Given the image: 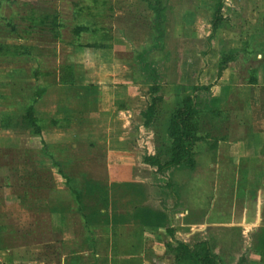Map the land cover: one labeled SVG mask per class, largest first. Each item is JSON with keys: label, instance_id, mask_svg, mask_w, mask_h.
Listing matches in <instances>:
<instances>
[{"label": "crops", "instance_id": "0c3cea01", "mask_svg": "<svg viewBox=\"0 0 264 264\" xmlns=\"http://www.w3.org/2000/svg\"><path fill=\"white\" fill-rule=\"evenodd\" d=\"M75 1L0 0V44L8 48L0 53V116L19 113L35 99L33 109L43 123L39 135L31 134L26 127L0 126V264H114L108 247L112 240L111 215L123 216L115 239L120 247L129 248L137 239L131 233L139 225L133 217L137 209L156 210L174 204L169 191L156 185L150 168L146 175L139 173L140 165H147L140 162L142 154L145 150L152 152L150 149L157 146L152 134L159 112L151 126L142 124V112L150 101V93L141 92L135 70L138 50L153 45L151 29L143 22L141 28L136 20L130 24L118 17L121 12L115 6L119 5L118 1H124L134 13L135 0H101L105 10L100 18L105 17L106 9L110 13L116 9L111 27L102 25L100 19L95 23L97 40L85 39L87 32L72 36L76 23L94 24L83 15L74 18L72 11L63 9L62 5L73 7ZM204 1L206 6L200 7L199 3L205 4ZM204 1H167L164 24L173 15L171 21L175 22L177 41L176 47L170 49L166 26L162 51L164 56L170 51L178 53L177 69L185 43L189 42L187 47H192L194 53L201 55L208 51L204 43L197 46V40L209 28L213 12L211 0ZM16 2L38 6L42 9L39 16L48 14L49 21L58 11L56 21L61 25L35 24L29 30L31 37H19L26 23L12 12ZM144 3L151 12L146 0ZM224 3V19L238 20L244 25L240 28L243 36H248L247 28L253 29L264 21V0H245L235 5L226 0ZM46 4L55 8L50 10ZM4 5L9 12L2 11ZM10 20L20 29L17 33L7 24ZM208 32L207 29L204 35ZM71 37L74 40L70 41ZM75 37L80 38L77 41ZM94 42L98 45H93ZM86 43L92 45L86 46ZM262 46L247 50L241 47L242 56L249 57L248 51H258L257 60L261 62L256 67V83H247L243 71H229L228 83L217 97L220 105L227 106L228 113L224 114L225 110L209 112V126L228 124L222 130L223 135L217 137L216 146L208 148L210 138L196 142L193 146L196 164L191 171L180 166L165 171L174 182L179 204L174 212L175 237L188 243L208 239L222 263L230 260L233 249L228 242L227 252L220 254L212 245L211 236L215 231L227 232L239 226L242 233H247L250 227L260 223L264 228V186L258 188L256 184L250 189L247 172L249 164L264 166V118L260 116L262 113H253L248 108L253 101L257 109L261 100ZM14 47L28 49H16L21 54H12ZM210 50L214 52L215 46L210 44ZM236 62L239 68L246 64L242 60ZM200 64L202 68L207 66L205 74L209 82L201 79L199 83L211 85L222 70H218L215 58L209 55L201 57ZM64 66L73 69L71 83L64 76ZM178 73L179 70L168 83L183 89L187 84L178 81ZM60 77L64 78L63 82ZM237 82L244 89L240 91L239 107L235 106ZM187 94H191V87ZM260 122L261 127L253 128L252 124ZM21 136H26V141H21ZM32 139L37 143L28 145ZM221 158L224 168L228 169L223 174L227 185L217 190L219 197L216 198L210 192L213 190L210 182ZM32 162L31 171L24 173L21 165ZM140 236L143 243L138 257H142V264H180L174 263L172 254H167L165 244L174 242L164 227L144 226ZM245 256L247 264H260V258H264L258 251L254 253V249H249ZM251 256L256 259L253 261ZM135 257L123 254L115 259L125 264Z\"/></svg>", "mask_w": 264, "mask_h": 264}, {"label": "trees", "instance_id": "16d2710c", "mask_svg": "<svg viewBox=\"0 0 264 264\" xmlns=\"http://www.w3.org/2000/svg\"><path fill=\"white\" fill-rule=\"evenodd\" d=\"M148 3V7L154 13V28L157 31V36L155 39L159 42L161 41L164 35L163 22L165 20L164 11L165 6L162 0H146ZM213 13L210 19L209 32L206 34V39L204 44L208 47V51L213 53L210 50V39L216 33L218 27L224 20L223 16V8L224 3L223 0H213ZM80 9V8H79ZM16 18H20L22 22H25L26 25L23 26L22 30L17 28V24L14 23L13 20L7 21V24L11 26L14 32H18L20 30L19 37L28 38L30 36L29 30L34 27V25L45 26L48 23L55 24L56 27L61 24L56 21L58 11H55V16H52L53 19L49 21L48 14L39 16L42 12V9L38 6H34L31 3H17L15 8L12 9ZM1 16V15H0ZM79 15H75L78 17ZM79 18V17H78ZM94 22V24L84 25L82 23H76L71 33L72 36H79L81 33L92 31L93 29L97 30V20H90ZM57 34V32H56ZM31 37V36H30ZM80 37H75L78 41ZM74 40L71 37L72 41ZM161 43V42H160ZM185 51L182 53V61L179 65V73H178V81L183 84H188L191 87V94H187L181 98L178 104L169 112L168 120L165 127V133L167 137V149L163 154V157L160 153V149L154 153L144 152L141 156V161L151 168L152 178L157 186L166 188L171 196L174 198V204L168 208L161 209H148V208H139L133 213L134 219L139 221V225L134 227L131 233H134L136 236V242L130 243L129 248H123L119 246V241L115 239V235L118 232L117 230L120 228L118 226L119 223L122 222L123 216L119 214L111 215V220L109 223L112 225V240L109 243V248L112 252L114 259L112 263L114 264H122V262H116L118 255L130 254L132 256H136L135 259H128L125 261V264H142V257H138L142 252V238L138 235L142 234V230L144 226H153V227H164L167 234L171 238L174 243H166V249L171 252L173 255L174 263L180 264H223L220 256L215 253L208 239H200L192 243L185 242L183 240H179L175 237V227L173 226L174 221V212L175 208L179 206L177 201V193L174 189V182L172 179L165 173V171L169 168L180 166L184 167L188 170H192L195 167V152L193 150V146L196 142L199 141H207L205 135L200 134V106L204 102L203 93L210 89V84H200L198 82V74L201 72V57H205L208 55V51H204L197 54L192 52V47H187L189 42L185 43ZM184 44V45H185ZM84 45H92V44H84ZM93 45H98L96 42ZM190 45V44H189ZM24 49L27 50L26 47H14V52L12 54L19 53L20 50L16 49ZM188 48V50H187ZM8 49L6 46L0 44V53L5 52ZM189 51V52H188ZM236 51H231V54L235 57ZM23 53H26L24 51ZM233 57V58H234ZM229 57L223 56L220 63L217 64L218 70L221 71L226 63L228 62ZM64 71V76L67 79V82L71 83L73 81V69L72 67L64 66L62 67ZM251 75L249 76L247 83L253 85L257 81V68L252 67ZM157 77V76H156ZM64 78L61 79L60 82H63ZM159 91V84L153 83L149 87L150 93V101L147 107L142 112L143 116V125L145 127L151 126L153 123L155 114L157 110H159V102L161 101L160 95L157 94ZM260 95L261 100L259 103V107L252 112L262 113L260 114L261 118H264V86L260 87ZM40 92L36 93V96H39ZM263 96V97H262ZM35 99L30 101L19 113L2 115L0 116V126L1 127H26L30 128V133L34 135H39L42 128V120L35 114L33 109V103ZM216 146V141L208 144L209 149H213ZM159 148V147H158ZM76 196V195H75ZM259 243L256 246L258 250H264V229H262L261 234L258 236ZM262 256H264V251L260 252ZM248 259L245 254L241 255L234 264H247Z\"/></svg>", "mask_w": 264, "mask_h": 264}, {"label": "rangeland", "instance_id": "374dc122", "mask_svg": "<svg viewBox=\"0 0 264 264\" xmlns=\"http://www.w3.org/2000/svg\"><path fill=\"white\" fill-rule=\"evenodd\" d=\"M81 1H82L81 5H79L80 0H77L74 2L73 7H68L67 5H62V7H63V9H65L66 12L72 11L74 16L76 14L79 16L83 15V18H87V19L94 20V21L101 19L102 25H104L107 28L111 27V20L113 18L112 14L115 12L116 9H114L111 13L108 9H106L105 17L100 18L99 16L102 14V12L104 13V10H105L101 5V0H81ZM167 1L168 0H163V4L165 6V9L168 6ZM196 1L202 2L204 0H196ZM244 1L243 0H230V3L232 5L233 4L235 5V4H240L241 2H244ZM136 2H137V4L134 7V10H135L134 13L131 12L130 6H128V5L126 6V3H124V1H121V2L118 1L119 5H115V6L116 7L118 6L120 8L121 12H119L120 15L118 17L122 18L124 20V22H128L130 24H133L136 20L137 24L139 23L140 26L143 25L142 24V22H143L145 24V26L148 25L147 29H151L150 32H152V37H154L152 46H150V47L145 46V47H142V49L140 48L138 50V53H137L138 59H137V65H136L135 70H136V75L138 77V81H139V83L141 82L140 83V86L142 87L140 89L141 92H146V91L149 92V87L153 83L159 84V91L157 92V94L160 95V97H161V101L158 104L159 105V110H158L159 119H157L158 123L156 124V127L154 128V132L152 134V136L154 138V142L157 143L156 144L157 146L154 147V144L151 145V147H154V148L150 149L152 152H149V153H154V152L158 151L157 149H160V153L163 156V154L165 153V151L167 149V147H166L167 146V144H166L167 140H166V136H164V133H165L164 129H165V126L167 124V119L165 120V115L166 114L168 115L170 110H172L178 104V102L180 101V98H182L188 92H190V85H188V84L184 85L185 88L183 87V89H182V88H179L178 86H176L174 84L168 83L171 79L173 80L175 78V76L177 75V72H178V69H177L178 53L170 51L167 53V55L164 56V51H162L164 46H163V43L161 44L160 42H163L164 37H165V32H164V35H163L161 41L158 42L155 39V37L157 36V31L154 28V22H153L154 13H153V11L150 12L147 9V6H145L146 4L144 3V0H135V3ZM210 2H211V4H214L213 0H211ZM224 2H226V0H223V3ZM204 3L205 4L199 3V6L200 7L206 6V1H204ZM44 6L47 8H50V10H53L52 8H55L53 6L50 7L48 4H46ZM131 6H134V5H131ZM224 7H225V3H224ZM2 11L7 13V11L9 12V9L7 8V6L4 5L2 7ZM223 11H224L223 13H226V9L223 8ZM171 17H169L170 20L166 24H164V22H165V20H164L163 29L165 31L166 26H167V31H168L167 43H168V46L170 47V49H173L174 47H176L177 36L175 34L176 31L174 30V23L175 22L171 21ZM261 23L262 24L259 23L257 26L255 25V27L253 29L247 28L246 31H247L248 36H243L240 32V28L244 27V25H241V23H238V20L232 21L230 18H225L223 20V22L220 24V26L218 27L216 34H214V36L210 39V43L215 46V50L213 52L214 54H210V53L208 54L210 56V58H212V57L215 58V61L217 64L220 63L223 56H228L229 60L226 63L225 67L222 69L221 74H218L219 77H217V79L215 81H213V83L210 85V89L203 93L204 102L200 106L201 107L200 108L201 109L200 110V134L205 135L207 139L210 138V141H207V144H210V143H213L214 141H216V139L219 135H223L222 130H223L224 126H226V125L228 126V124H226V123H222V124L216 123V125L212 124L211 126L208 125V123H209V121H208L209 112L214 113L215 111H221V110L226 111L225 108H227V106L226 105H220L219 104V98H217V97H219L220 92L222 91L224 84L228 83V79H229L227 76L228 72L231 70H237L239 73H240V71H243V74L245 75V78L247 80L249 78V76L251 75L250 69L252 67H257L258 63L261 62L260 59H259L260 61L257 60L258 59V55H257L258 51H256V50L248 51L249 57L246 54L243 56L241 55V52H244L241 50L242 46H244L245 50L249 49V47H250V49L256 48V47L258 48L261 45H263L262 48L264 47V21H261ZM151 24H152V26H151ZM209 24H210V22H209ZM143 27L144 26H141V28H143ZM202 29H203V27H202ZM207 29L209 30V28L206 27V31L202 34V38H199L197 40V43H198L197 46L199 45L198 47H201L200 45L205 42L206 36L204 34L207 32ZM87 34H88L87 37H84V38L85 39L87 38L88 40H90V39H94V40L96 39L97 40V38L99 37L97 35L98 32L95 29L87 32ZM232 48L234 49L232 51H236L235 57L233 54H231ZM253 59L255 60V62H253L254 61ZM241 60L246 64H243V66L241 68H239L240 64H239V62H236V61H241ZM202 66H203V64H202ZM206 67L207 66H203V68L201 70L202 72L200 73V76H199L200 79L198 82H200L201 79H202V82H204V83L208 81L209 78L205 74V70H206L205 68ZM244 75H243V77H244ZM240 80L241 79H239V81ZM237 84H238V82H237ZM235 90L237 92V94H235V97L237 99L235 106L239 107L240 106V100H239L240 98L239 97H241L240 91L244 90V89L241 86V84H238V86H236ZM255 94H258L257 90H255ZM259 94H261L260 91H259ZM163 98H165L166 101H164ZM251 102H253V101L249 102L250 104H249L248 108L253 111L256 109V107H254V103L252 104ZM225 113L226 114L228 113V109L226 112H224V114ZM224 114L221 117V118H223V120L225 119ZM252 126H253V128L256 129V128L261 127L262 123L260 122V123L252 124ZM251 132L252 131H250L249 134H252ZM20 140L26 141V136H21ZM36 143L37 142H35V140L32 139V140H30L28 145H34ZM145 152H148V151L145 150ZM13 156H15V155L13 154ZM163 157H165V156H163ZM222 160L224 161V159L221 158L220 163L219 162L216 163L215 172L213 174L214 179L212 180V182H210V183H212L211 186H213L212 187L213 190H211L210 192L213 193V195L216 198L219 197V193L217 190L219 188H222V187L224 188L227 185V183H225V179H224L223 174H224V172L227 173L228 169H227V167L224 168L225 163H222ZM140 162L143 164L142 161H140ZM33 166H34L33 162L26 164V165L25 164L21 165L24 173L31 171ZM149 168H150L149 165H145V166L140 165L139 173H141L142 175H146V174H148ZM218 168H221L222 170L219 171ZM188 171H191V170H188ZM247 172L249 173V175H248L249 176L248 187L250 189L252 188V185H256V184H257L258 188L264 186V166L263 165H261V167H260V164H258V163L249 164V168L247 169ZM23 176L26 177L27 175H23ZM250 178H251V180H250ZM21 181H22V179L16 180V182H21ZM207 182H208V179H207ZM239 185H240V183H239ZM255 192H256V190H255ZM237 195L240 196L241 194L238 193ZM262 198H263V194L260 195V201L261 202H262ZM260 210H261V204H260ZM253 211L256 213V207H255V210L253 209ZM261 212H262V210H261ZM262 229H264L262 227V223H260L258 226L250 227L248 229L247 233H242L241 227H239V226H236L234 228L232 227L231 229H228L227 232L220 229L218 231H215V233L211 236V239H214L213 240L214 242L212 243V245L214 246V248L217 251H219L220 254L222 253L224 255V252H227L226 249L228 248V242H231L230 249H233V250H231V254H230L231 258L229 261H225L223 264H233L235 262L236 258L240 254H242V255L245 254L246 252L249 251V249H252V250L254 249V253H255V251H258L259 253L264 251L263 249L258 250L255 246L259 243L258 236L261 234ZM191 240L192 239H190V241ZM167 254H171V252L169 250H167ZM262 257H264V256H262ZM170 258H173V256L171 255ZM252 258H253V256H251V259ZM254 259H256V258H254ZM254 259H252V260L254 261ZM260 260H261L260 264H264V258H262V259L260 258ZM250 264H256V263H250Z\"/></svg>", "mask_w": 264, "mask_h": 264}]
</instances>
